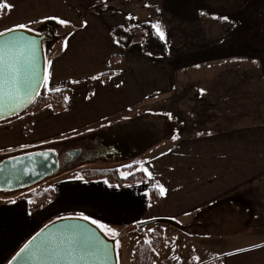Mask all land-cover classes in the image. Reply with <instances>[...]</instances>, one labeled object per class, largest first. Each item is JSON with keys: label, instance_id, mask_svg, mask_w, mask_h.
<instances>
[{"label": "crops", "instance_id": "obj_1", "mask_svg": "<svg viewBox=\"0 0 264 264\" xmlns=\"http://www.w3.org/2000/svg\"><path fill=\"white\" fill-rule=\"evenodd\" d=\"M10 3L11 11L0 16V32L21 24L32 29L57 24L49 17L71 22L59 24L62 38L53 48L65 38L68 46L46 63L51 80L44 83L48 92L68 90L67 109L57 113L47 106L0 123V162L78 140L192 86L204 94L207 111L197 127L164 140V148L129 169L128 176L148 168L154 180L121 186L75 176L0 202V264H8L49 222L80 213L117 233L152 219L177 221L186 227L179 230L183 234L173 232L178 238L209 237L194 240L199 252L194 264H264V0ZM129 23H159L169 55L143 52L140 28L131 48L116 43L113 31ZM114 55L122 58L111 63ZM107 72L112 73L107 81L91 79ZM115 169L128 177L123 168ZM160 186L166 192L151 205L150 189ZM48 189L54 199L32 212L30 200Z\"/></svg>", "mask_w": 264, "mask_h": 264}, {"label": "rangeland", "instance_id": "obj_2", "mask_svg": "<svg viewBox=\"0 0 264 264\" xmlns=\"http://www.w3.org/2000/svg\"><path fill=\"white\" fill-rule=\"evenodd\" d=\"M43 25L36 29L29 27L32 29L30 32L42 31L47 27L46 23L44 26ZM59 31V24H53L49 28L51 35L54 37L57 36L55 38L58 40L62 38V36L58 34ZM55 42L56 40L53 42L46 41L44 44L46 50V63H48L50 57L56 52L60 51L62 48L64 49L63 44L56 45V48H53ZM206 111L204 94L195 89V86H192L162 101L131 111L127 113L126 116L118 118L102 128L96 129L91 134H87L85 137L79 138L78 140L74 139L64 145H54L50 147L49 150H53L57 153L59 161H62L65 155L69 156L68 161L60 166L59 173L19 191L7 192L0 189V202H8L15 199V197L23 191H31L32 193L40 192L51 186L53 181H61L75 176L82 177V172L87 169H115L119 167L125 169L121 170L124 174L123 176H128L130 173H128L129 169L127 170V168L131 165L133 166L138 159H143L144 157L155 154L159 149L164 148L165 146H162L164 145V140L173 138L174 136L178 137L180 134L190 131L191 128L197 127L199 121L205 118ZM131 136L136 138L140 137L142 139L148 138L149 143L147 148L136 152L132 156L117 158L116 160L99 155L98 148L105 138H108V140H127ZM45 149L46 148H40L30 152H38ZM70 151H80V155L78 157H71L72 155H69ZM156 227V224H152L131 231L124 230L122 231L123 233H119L118 237L115 238L106 236L109 239H119L120 241V246H116L119 264H131L135 247L140 241H151ZM160 227H163V231H166L168 227L170 228V226L165 224H160ZM179 230L178 228L176 230L171 227L169 229L171 233H166V235H164L165 246L156 264H194L195 258L198 257L199 253L195 250V244H193L194 240L197 242L209 240V237L205 236L203 239H197L195 235L193 236L194 238H189L188 236H185L188 238H178L173 235V232ZM180 233L183 234V232Z\"/></svg>", "mask_w": 264, "mask_h": 264}, {"label": "water", "instance_id": "obj_3", "mask_svg": "<svg viewBox=\"0 0 264 264\" xmlns=\"http://www.w3.org/2000/svg\"><path fill=\"white\" fill-rule=\"evenodd\" d=\"M53 23H48L40 32H30L26 30L15 33H8L7 36L0 37V47L4 46L5 41L13 37L20 40L28 51L21 63L20 83L21 87L27 86L26 82L31 80V89L24 95L26 103L23 107L17 104L9 105L4 102L0 108V122L12 117L18 116L27 110L38 97L45 83L46 77V50L44 44L46 41H54L55 37L49 32ZM34 73V78H33ZM15 109V110H13ZM43 154V155H41ZM79 151H70L69 155L78 157ZM60 165L58 155L55 151L45 149L38 152H24L20 155L4 159L0 162V189L7 192H15L59 173ZM152 224H171L180 230L186 227L171 219H152L139 224V228H144ZM66 225H79V236L93 242H102L107 244V252L102 248L92 249L94 254L84 252L77 253L73 258L66 253L62 255L45 256H27L21 260H10L8 264H119L118 252L116 249V239L107 238L95 225L83 220H64L59 219L45 226L38 233H47L53 237H60L66 233ZM36 235V234H35Z\"/></svg>", "mask_w": 264, "mask_h": 264}, {"label": "snow or ice", "instance_id": "obj_4", "mask_svg": "<svg viewBox=\"0 0 264 264\" xmlns=\"http://www.w3.org/2000/svg\"><path fill=\"white\" fill-rule=\"evenodd\" d=\"M106 2V0H105ZM150 5H146L149 7ZM14 7L10 3V0H0V10L7 9L9 12ZM159 11V9H157ZM203 14V13H202ZM47 19L55 21V23L60 24L62 26L68 27L70 25V21L59 17H49ZM129 19H134L133 17H129ZM218 19L227 20V17H220ZM39 23L40 21H36ZM84 27L87 26V22H84ZM152 30H154L161 41L167 42L166 33L162 29L159 23L150 24ZM31 31L28 25L21 24L14 28L7 29L6 32H0V37L7 36L8 33H15L18 31ZM119 43V41H116ZM63 46L66 49L68 46V40L65 38L63 42ZM28 49L27 47L20 42L19 39L13 37L10 40L5 41L4 46L0 47V108L3 107L5 101L9 103V105L17 104L20 107H23L25 101L24 95L31 89V80L26 82L27 86L22 88L20 83V70L21 63L26 55ZM49 69L51 68V62L48 65ZM34 78V73H33ZM99 76H93L91 79L97 80ZM51 80V72L49 71L47 76L45 77V83L50 82ZM71 83L76 84L79 81H71ZM60 91L59 88L49 89ZM67 99V98H65ZM15 110V109H13ZM202 135V133H201ZM211 135V133H209ZM173 139H178V137L174 136ZM43 155V154H41ZM145 177L148 180H154V174L148 170V168L142 167L140 169ZM159 191L161 194L166 192V189L163 186H160ZM14 203V201H13ZM64 220H83L87 221L92 225H95L101 232L105 234V236H109L112 238L118 237L119 233H117L113 228L110 227L109 224L103 223L97 219H93L84 213H80L74 217H61ZM47 227V226H46ZM66 233L63 238L53 237L48 235L47 233H37L31 239H29L23 247L20 248L19 252L13 258L14 260H21L27 256H45V255H62L66 253L68 256L75 257L77 253L83 254L84 252H88L89 254H94L92 249L102 248L105 253L107 252V244L102 242H93L87 239H82L79 236V225H66ZM154 231V230H153ZM146 243L151 244V241H146ZM116 246H120L119 239L116 240Z\"/></svg>", "mask_w": 264, "mask_h": 264}, {"label": "trees", "instance_id": "obj_5", "mask_svg": "<svg viewBox=\"0 0 264 264\" xmlns=\"http://www.w3.org/2000/svg\"><path fill=\"white\" fill-rule=\"evenodd\" d=\"M0 11V16H5V11ZM150 24L151 23H143L140 25H134L129 23L127 26L116 28L113 31V36L117 41H119V44L121 46H123L125 49H129L131 48L133 43L134 31L140 28L145 32L144 40L141 46L143 52L155 57H167L169 55L168 44L159 39L156 32L151 29ZM55 40L56 38L54 39V41ZM121 58L122 57L120 55H114L111 57V63H114L117 60H120ZM111 74V72L103 73L99 75V79L107 81ZM67 92V89L55 92H48L43 86L38 97L35 99L32 105L23 113H37L47 106H51L57 113H62L67 109V102L65 99ZM16 117L17 116L3 120L0 123L9 122L15 119ZM134 167L135 166H131L127 168V170L131 168L133 169ZM123 170L125 169L123 168ZM82 177L85 180L105 179L108 182L115 183L121 186L132 183H143L146 181V177L142 171L134 172L128 177H122L120 176L118 169H87L82 172ZM53 199L54 193L51 189H48L30 200V210L32 212H35ZM160 199V192L157 189L151 188L149 199L150 204L154 205L159 202ZM165 225L170 226V228L172 227L177 229V227L171 224ZM156 226L157 227L153 232L151 244L146 243V241H140L135 247L131 259V264H156L160 259V254L162 253L165 246L164 235H166V233L169 234L171 232L169 231V227V229L167 228L166 231H163V227H160V224H156Z\"/></svg>", "mask_w": 264, "mask_h": 264}, {"label": "flooded vegetation", "instance_id": "obj_6", "mask_svg": "<svg viewBox=\"0 0 264 264\" xmlns=\"http://www.w3.org/2000/svg\"><path fill=\"white\" fill-rule=\"evenodd\" d=\"M149 139H142L140 137L131 136L127 140L123 139H111L105 138L98 148L99 155L106 156L108 158L117 159V158H126L132 156L136 152L144 150L147 148ZM80 152V151H79ZM80 155V154H79ZM73 157V156H71ZM69 159V156L65 155L62 161H59V165H64Z\"/></svg>", "mask_w": 264, "mask_h": 264}]
</instances>
